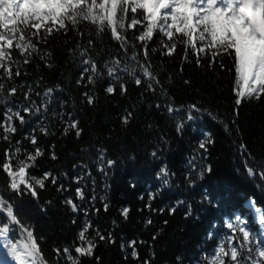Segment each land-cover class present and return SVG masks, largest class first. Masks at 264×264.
Wrapping results in <instances>:
<instances>
[{
  "label": "trees",
  "instance_id": "1",
  "mask_svg": "<svg viewBox=\"0 0 264 264\" xmlns=\"http://www.w3.org/2000/svg\"><path fill=\"white\" fill-rule=\"evenodd\" d=\"M139 27L121 32L130 45H136L128 47L127 53L109 32L97 36L95 26L87 22L80 25L82 34L54 31L46 41L33 36L41 54L51 53L50 58L42 60L33 54L31 62L24 63V55L12 52L21 75L4 81L5 92L13 83L18 87L11 107L20 110L28 123L21 126L14 119L18 131L11 143L3 139L5 132L0 128V165L6 162L10 147L19 146V158L25 159L35 148L28 137L35 136L43 155L27 172L39 178L50 172L57 183L52 184L49 178L37 197L28 193L18 196L8 191V177L0 170V193L13 204L21 223L33 230L49 264L56 262L54 249L62 253L66 247L80 245L78 233L89 222L92 228L87 236H94L93 229H98L105 236L111 233L115 241L97 239L98 264H144L146 260L150 264H208L219 243L232 236L227 223L235 222L237 216L244 227L264 239L257 212L264 210V178L247 172L248 167L257 173L264 171V96L259 100L241 98L237 106L230 57L223 58L224 68L211 64L210 55L197 65L190 50L187 60L183 58L184 46L179 44L169 56L159 34L149 42V49L157 50H149L145 61L141 42L133 36L140 34ZM90 39L93 47L89 55L103 73L95 84L88 83L90 72H84L88 66L79 55L82 48H89ZM134 53L139 64L131 60ZM114 60L119 66L111 63ZM105 64L114 67L120 79L109 77ZM145 64L160 81L155 92L148 90L139 71ZM125 66L137 69L141 85L123 71ZM82 74L84 79L78 84ZM121 85L126 90L122 91ZM29 86L32 92L26 101ZM109 86L114 93L106 92ZM49 88L54 91L45 112L44 93ZM86 92L94 97L91 105ZM25 105L41 111L25 113ZM129 113V122L124 124L123 117ZM5 117L6 108L0 105V124ZM73 121L82 129L79 137L69 127ZM206 138L211 142L200 149ZM53 153L56 159H52ZM109 160L114 163L109 165ZM209 166L211 172L201 176ZM164 169L167 183L161 175ZM69 199L79 211H72L66 203ZM124 207L129 208L127 218L121 212ZM189 210L191 215H187ZM10 237L13 242L24 239L20 232L10 233ZM133 247L139 259L131 255ZM82 264L97 262L94 257L82 258Z\"/></svg>",
  "mask_w": 264,
  "mask_h": 264
},
{
  "label": "snow or ice",
  "instance_id": "2",
  "mask_svg": "<svg viewBox=\"0 0 264 264\" xmlns=\"http://www.w3.org/2000/svg\"><path fill=\"white\" fill-rule=\"evenodd\" d=\"M85 22L95 26L97 36H102L105 31L109 32L112 39L120 42L125 53L128 47L135 48L136 45H130L128 38L121 32L128 28L137 29V26H140L138 28L140 34L136 36L133 33V36L141 42L140 47L143 49L145 61L148 59L149 50L152 52L157 50L154 47L149 49V42L153 41L154 34H159V42L164 49H167L166 55L171 56L178 44L183 45V58L187 60L190 50L196 56L197 65L201 64L204 56L210 55L211 64L219 63V66L224 68L223 58L230 57L233 61L237 86L235 104L240 105L241 98L259 100L264 96V0H0V70H2L0 105L6 108L5 121L0 124V128L5 132L4 140L11 143L12 135L18 131L14 119H18L21 126L28 123L20 110L13 111L11 107V97L17 93L18 87L13 83L7 93L5 92L4 81H13L14 77L21 75L19 63L13 59V50L24 55V63H30L33 54L38 55L42 60L50 58L51 53H47L46 56L41 54L37 42H34L32 37L36 36L38 40L43 38L46 41L54 31L67 33L73 30L82 34L80 25ZM163 38L167 39V43ZM77 47L81 48L80 45ZM92 47L93 42L90 39L89 48H82L79 52L82 64L88 66L84 72H90L89 84H95L97 79L103 78V73L98 70L95 61L89 55ZM131 60L139 64L135 53L131 56ZM111 63L114 66L120 64L118 60ZM104 67L109 77L120 79L114 67H109L107 64ZM123 71L134 80L136 85H141L142 79L137 75L135 67L125 66ZM139 71L146 78L143 82L146 83L148 90L155 92V85L160 81L153 75L150 66L142 65ZM83 79L82 74L77 83H81ZM121 89L126 90L123 85ZM53 91L49 88L44 93L43 111L45 112L48 111ZM114 91L112 86L106 88L109 94ZM31 92L32 88L29 86L25 94L26 101ZM84 96L88 104L94 103L93 95L86 92ZM23 111L38 114L41 108L25 105ZM169 111L172 109L169 108ZM130 116L131 113L123 117L124 124L129 122ZM78 123L73 121L69 125L70 128L75 129L77 137L82 131ZM224 127L225 130L228 129L227 124ZM43 131L47 134L46 129ZM28 139L35 146L34 151L28 153L25 159H20V147L16 146L14 150L10 147L6 150V162L0 165V170L8 177L9 192L18 196L28 193L32 197H37L38 189L45 188V182L49 178L52 184H56L57 180L50 172H45L42 178L29 175L27 169L35 167V161L43 155V151L36 146L35 136H30ZM210 142L208 138L200 142V149H206V144ZM153 155L155 156L156 153ZM13 157L16 158L15 164L12 163ZM56 158L53 153L52 159ZM107 163L111 165L114 162L109 160ZM205 171L211 172V167L202 170L200 175L203 176ZM247 172L249 175L259 174L264 178V171L257 173L254 168L248 167ZM161 175L167 183V169L162 170ZM60 188H63V185H60ZM77 194L84 199L80 189H77ZM66 203L71 206L73 212L79 211L78 205L72 200L69 199ZM104 210H108L107 203L104 204ZM96 211L98 212L99 209ZM172 211L174 212L175 209ZM121 212L123 217L127 218L129 208L124 207ZM257 212L259 224L264 229V210L257 209ZM187 215H191L190 210ZM0 216L4 217L0 220V239L4 241L0 248V264H49L33 230L21 223V219L14 212L13 204L5 200L2 193H0ZM147 223L151 224L152 221L148 220ZM243 225L244 222L239 216L235 218V222L227 223L232 236L219 243L208 264H264V239ZM90 228H92L91 223H86L78 233L81 242L79 246L66 247L62 253L60 249H54L57 257L55 264H61V261L63 264H82V258L93 257L98 264L99 257L95 256L97 239L107 243H115V241L111 233L105 236L98 229H93L94 236H87ZM16 232L24 235V239L13 242L10 233ZM237 233L240 235L236 236ZM135 244V240L131 241L132 246ZM124 247L125 245L122 244L121 248ZM73 252L76 255H73ZM131 255L139 259L135 247ZM144 264H150V261L146 260Z\"/></svg>",
  "mask_w": 264,
  "mask_h": 264
},
{
  "label": "rangeland",
  "instance_id": "3",
  "mask_svg": "<svg viewBox=\"0 0 264 264\" xmlns=\"http://www.w3.org/2000/svg\"><path fill=\"white\" fill-rule=\"evenodd\" d=\"M260 231H261L262 235H264V229L261 228ZM2 240L0 239V248H2V244H3V241Z\"/></svg>",
  "mask_w": 264,
  "mask_h": 264
}]
</instances>
